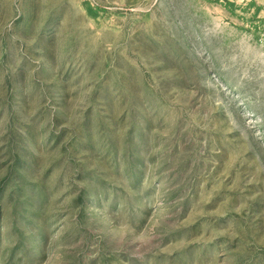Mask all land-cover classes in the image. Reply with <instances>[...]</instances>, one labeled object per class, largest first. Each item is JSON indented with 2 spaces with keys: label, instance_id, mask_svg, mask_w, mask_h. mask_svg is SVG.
I'll use <instances>...</instances> for the list:
<instances>
[{
  "label": "rangeland",
  "instance_id": "obj_1",
  "mask_svg": "<svg viewBox=\"0 0 264 264\" xmlns=\"http://www.w3.org/2000/svg\"><path fill=\"white\" fill-rule=\"evenodd\" d=\"M0 264H264V0H0Z\"/></svg>",
  "mask_w": 264,
  "mask_h": 264
}]
</instances>
